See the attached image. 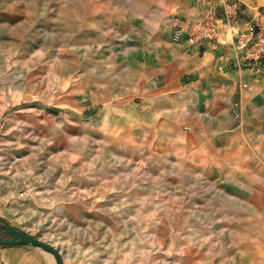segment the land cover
Masks as SVG:
<instances>
[{"label":"rangeland","instance_id":"374dc122","mask_svg":"<svg viewBox=\"0 0 264 264\" xmlns=\"http://www.w3.org/2000/svg\"><path fill=\"white\" fill-rule=\"evenodd\" d=\"M210 7L0 0V223L62 264H264V81L199 77L167 35Z\"/></svg>","mask_w":264,"mask_h":264},{"label":"built area","instance_id":"2783aa9c","mask_svg":"<svg viewBox=\"0 0 264 264\" xmlns=\"http://www.w3.org/2000/svg\"><path fill=\"white\" fill-rule=\"evenodd\" d=\"M214 6L212 0H208ZM246 5L240 0H224L219 8H214L208 16L196 23H187L175 16L171 21L170 37L178 43L199 44L203 40L218 44L226 43V35L235 41L239 58L244 65L264 68V7L257 9V15L241 29V14ZM246 86V83H244ZM237 116V111L234 110Z\"/></svg>","mask_w":264,"mask_h":264},{"label":"crops","instance_id":"0c3cea01","mask_svg":"<svg viewBox=\"0 0 264 264\" xmlns=\"http://www.w3.org/2000/svg\"><path fill=\"white\" fill-rule=\"evenodd\" d=\"M212 1L214 6H211V8L208 4V7H210V9L208 8V13L214 8H219L224 0ZM240 1L246 5L241 14V29H245L248 22H251L256 17L259 6H264V0ZM206 8L205 6L204 9ZM167 35L170 36V27ZM175 44L178 46V51L193 62L195 72L199 77L201 74L208 75V78L214 74H228L237 79L242 77L246 82L250 80L254 82L264 81V68L255 69L244 65L239 58L240 54L238 53L239 51L235 41L228 35H226V43L224 44H218L208 40H204L200 44H188L185 41ZM229 64H231V68L228 67Z\"/></svg>","mask_w":264,"mask_h":264},{"label":"water","instance_id":"95a60500","mask_svg":"<svg viewBox=\"0 0 264 264\" xmlns=\"http://www.w3.org/2000/svg\"><path fill=\"white\" fill-rule=\"evenodd\" d=\"M0 228L3 229L5 232H8V234H9V237H3L0 233V243L7 244V245L8 244L21 243V242L34 243L36 245H39L45 249L52 251L56 255L57 264H62L59 256L54 251V249L52 247H50L49 245H47L46 243H44L43 241H41L40 239H38L36 236H34V235H32L26 231H23L21 229L11 227L10 225H8L6 223H0Z\"/></svg>","mask_w":264,"mask_h":264},{"label":"bare ground","instance_id":"6f19581e","mask_svg":"<svg viewBox=\"0 0 264 264\" xmlns=\"http://www.w3.org/2000/svg\"><path fill=\"white\" fill-rule=\"evenodd\" d=\"M258 77V76H257ZM109 86V85H108Z\"/></svg>","mask_w":264,"mask_h":264}]
</instances>
